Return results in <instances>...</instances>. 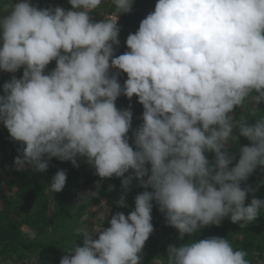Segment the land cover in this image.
Returning <instances> with one entry per match:
<instances>
[{"label":"clouds","instance_id":"1","mask_svg":"<svg viewBox=\"0 0 264 264\" xmlns=\"http://www.w3.org/2000/svg\"><path fill=\"white\" fill-rule=\"evenodd\" d=\"M68 3L71 9L0 0V71L23 69L0 95V123L21 146L15 170L44 173L53 158L79 167L83 158L102 180L121 178L118 207H127L134 180L145 190L107 228L75 227L81 242L59 264H142L153 202L181 240L225 219L240 227L256 220L264 199L246 204L258 189L242 184L264 172V0H157L120 55L118 18L134 0H109L107 15L105 0ZM120 96L143 107L131 137L132 106L118 108ZM240 137L250 144L233 165L230 147ZM66 180L58 170L49 191L61 192ZM247 255L212 236L169 245L152 264H252Z\"/></svg>","mask_w":264,"mask_h":264},{"label":"trees","instance_id":"2","mask_svg":"<svg viewBox=\"0 0 264 264\" xmlns=\"http://www.w3.org/2000/svg\"><path fill=\"white\" fill-rule=\"evenodd\" d=\"M144 18L133 11L124 15L123 48L121 49L123 53L128 50L125 44L128 34L136 32V25ZM126 104L128 106L131 104L133 116L138 117V122L132 121L135 124L132 128L134 130L142 123L143 107L137 102L135 96L131 100L120 96L116 101L118 108H124L123 105ZM258 107L260 114H264V103ZM242 111L237 108L235 117L239 118ZM256 118L250 117L249 122L254 123ZM130 143H132L131 139ZM248 144L250 142L246 138L240 137L237 143L231 144L230 151L239 158V148ZM0 145L6 152L10 151L9 156L13 158L14 163L21 146L12 141L8 133L0 137ZM206 155L210 161L213 159V154L206 153ZM78 163L79 167H73L71 162H61L53 158L49 162V169L44 173L33 172L31 169L16 173L7 185L13 196L4 195V189H0V264H59L67 248L77 238L73 229L77 226L96 227L95 222L89 220L84 213L83 204L87 199L84 193L87 191H96L99 198L106 196V202L111 205L114 212L119 211L127 215L134 210L135 196L145 190L138 186L137 181H133L125 195L127 207L121 208L116 203L124 194L121 178L112 177L102 180L83 158L79 159ZM60 169L66 171V185L61 192L54 193L49 191L48 184ZM263 176L264 174L259 175L254 172L248 181L242 184V187L246 184L258 189L248 195L246 204L253 196L264 199V184H261V181H264ZM110 185L114 186L111 191ZM81 196L83 198L79 200V206H77V200ZM107 217L105 219L107 223L105 222L103 228L109 226L110 217ZM152 224L154 231L145 243L146 252L142 264H152V258L164 257L169 245L180 246L191 239L199 240L212 236L227 238L233 248L246 251L248 254L246 258L252 264H264V211L256 220L243 227L225 219L219 226L209 225L194 237L185 235L181 240L178 231L167 225L164 215L158 210V205L153 202ZM77 242L80 243L81 238H77Z\"/></svg>","mask_w":264,"mask_h":264},{"label":"rangeland","instance_id":"3","mask_svg":"<svg viewBox=\"0 0 264 264\" xmlns=\"http://www.w3.org/2000/svg\"><path fill=\"white\" fill-rule=\"evenodd\" d=\"M156 2H157V0H134L132 11H133V13H137V14H140V15L146 17L150 12L154 11V7H155ZM33 3L37 4L40 7L61 6V7H64L66 9H71V5L68 3V0H33ZM100 11L105 15L108 12L112 11L111 6L109 5V0H105V4L101 6ZM91 15L93 16L94 20H96V21L103 19V17L100 15L99 12H94ZM124 15L125 14H123V16ZM138 27H139V24L136 25L137 30H138ZM54 67H55V61L51 62L48 65V68L46 69V71H49V70L53 69ZM22 72H23V69L19 70L16 73H6L3 71H0V95L3 94L4 82L9 80L13 75H15L17 78H20L22 76ZM123 106H124V108L128 107L127 104L123 105ZM141 120H142V118H141ZM132 121L135 123L138 122V117L133 116ZM136 126H137V124H136ZM133 127H135V124L132 123V128ZM131 132H132V129H130V132L128 133V135L130 137H131ZM7 133H8L7 129L3 126L2 123H0V137H3V135H5ZM3 144H5V143L3 142ZM4 149L5 148L3 146L1 147V145H0V189L1 190L4 189L3 190L4 195L13 196L12 191H9L7 185H8V182H10L13 179V176H15V174L18 173L19 171L15 170V165L12 162L13 158H11L9 156L10 151L6 152V150H4ZM236 161H238V157H236V160L233 161V164H235ZM259 172L262 173L261 170L258 168V172H255V173H257L259 175L264 174V172L262 174H260ZM84 196H85V198H87V199H85V202L83 204L84 205V213L86 214V217H89L88 218L89 220L94 221L96 227H99V225H100V227H104L106 221L105 220L103 221V213L105 211H107V216H109L110 218H111V215L115 213L114 211H112L111 205L106 202V196H102L99 198L96 191L95 192H93V191L88 192L87 191L84 193ZM107 216H106V218H108ZM92 218H94L95 220ZM28 232H30V231H28ZM145 252H146V248L144 247L143 256H144ZM143 256H142V259H143ZM156 258H158V257L152 258V261Z\"/></svg>","mask_w":264,"mask_h":264},{"label":"built area","instance_id":"4","mask_svg":"<svg viewBox=\"0 0 264 264\" xmlns=\"http://www.w3.org/2000/svg\"><path fill=\"white\" fill-rule=\"evenodd\" d=\"M110 12H108L107 14H109ZM106 14V15H107ZM118 25L120 26V33H119V39H120V46L119 48L116 50V55H120L123 54V52L121 51V49L123 48V39H122V33L124 32V16L121 14L118 18ZM113 72H115V69L112 70ZM127 76L125 73H120L119 75V82L121 83V85H123L124 80H126Z\"/></svg>","mask_w":264,"mask_h":264}]
</instances>
